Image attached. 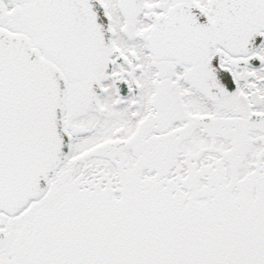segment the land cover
<instances>
[{
	"label": "snow or ice",
	"instance_id": "1",
	"mask_svg": "<svg viewBox=\"0 0 264 264\" xmlns=\"http://www.w3.org/2000/svg\"><path fill=\"white\" fill-rule=\"evenodd\" d=\"M0 264H264V0H0Z\"/></svg>",
	"mask_w": 264,
	"mask_h": 264
}]
</instances>
